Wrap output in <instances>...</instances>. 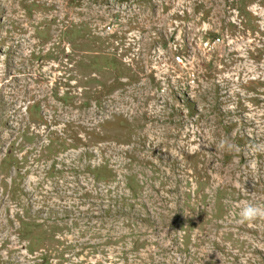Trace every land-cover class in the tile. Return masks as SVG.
Segmentation results:
<instances>
[{
    "label": "rangeland",
    "instance_id": "374dc122",
    "mask_svg": "<svg viewBox=\"0 0 264 264\" xmlns=\"http://www.w3.org/2000/svg\"><path fill=\"white\" fill-rule=\"evenodd\" d=\"M245 203L264 0H0V264H264Z\"/></svg>",
    "mask_w": 264,
    "mask_h": 264
},
{
    "label": "clouds",
    "instance_id": "9594fccd",
    "mask_svg": "<svg viewBox=\"0 0 264 264\" xmlns=\"http://www.w3.org/2000/svg\"><path fill=\"white\" fill-rule=\"evenodd\" d=\"M224 143H226V141H222L221 146H223ZM239 215L240 223H252L256 220H264V206L254 203H245Z\"/></svg>",
    "mask_w": 264,
    "mask_h": 264
}]
</instances>
